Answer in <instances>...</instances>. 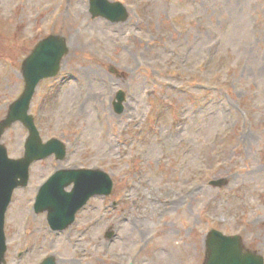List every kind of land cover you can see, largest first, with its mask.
<instances>
[{"label":"rangeland","instance_id":"rangeland-1","mask_svg":"<svg viewBox=\"0 0 264 264\" xmlns=\"http://www.w3.org/2000/svg\"><path fill=\"white\" fill-rule=\"evenodd\" d=\"M110 1L126 5L125 22L89 0H0V120L34 45L59 34L68 46L29 110L43 140L66 143L65 158L34 162L15 190L6 264H203L212 229L264 256V0ZM26 135L19 122L5 131L9 157L22 156ZM62 167L104 170L113 191L65 231L36 233L43 216L28 220V208ZM219 178L226 185L209 184Z\"/></svg>","mask_w":264,"mask_h":264},{"label":"water","instance_id":"water-1","mask_svg":"<svg viewBox=\"0 0 264 264\" xmlns=\"http://www.w3.org/2000/svg\"><path fill=\"white\" fill-rule=\"evenodd\" d=\"M90 5L92 13L94 8H98L101 15L112 20H124L127 15L125 8L118 2L90 0ZM95 14L96 12L93 15ZM66 52L65 39L60 35H50L36 44L21 64L24 89L21 95L9 105L6 117L0 121V139L6 128L16 121H20L28 130L24 154L21 158H8L5 146L0 143V264H5L4 214L13 189L26 184L28 169L33 161L52 153H55L58 159H62L65 155V147L57 139L42 142L34 118L28 113V109L36 85L41 79L57 74L62 56ZM118 98L123 99L122 93H119ZM116 111H121L120 103H117ZM71 181L74 182L73 190L64 191L63 187ZM226 183L225 178L210 181L211 185L217 187ZM111 186L112 182L108 174L98 169L58 170L41 186L35 208L43 210L44 205H48L52 209L50 220L56 225L58 222L57 226H62L67 216H64L65 211L71 213L65 221L67 223L72 219L73 212L90 196L107 195L111 191ZM205 243L207 256L203 264H264L262 255L244 248L239 235H224L212 229ZM42 264H54V260L49 257Z\"/></svg>","mask_w":264,"mask_h":264},{"label":"bare ground","instance_id":"bare-ground-1","mask_svg":"<svg viewBox=\"0 0 264 264\" xmlns=\"http://www.w3.org/2000/svg\"><path fill=\"white\" fill-rule=\"evenodd\" d=\"M11 125H12V124H11ZM67 259L70 261V258H69V257H66V259H65V260L67 261Z\"/></svg>","mask_w":264,"mask_h":264}]
</instances>
